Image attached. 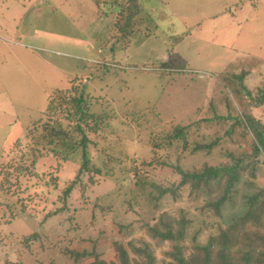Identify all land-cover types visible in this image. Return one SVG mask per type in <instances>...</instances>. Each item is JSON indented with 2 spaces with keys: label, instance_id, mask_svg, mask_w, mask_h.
Wrapping results in <instances>:
<instances>
[{
  "label": "rangeland",
  "instance_id": "rangeland-1",
  "mask_svg": "<svg viewBox=\"0 0 264 264\" xmlns=\"http://www.w3.org/2000/svg\"><path fill=\"white\" fill-rule=\"evenodd\" d=\"M99 2L0 0V264H71L65 250L115 264H170L177 253L200 264L209 238L264 193V154L254 156L255 139L241 119L246 109L231 91L239 84L245 94V82L258 98L264 88V62L255 64L264 54L257 18L264 6L139 0L129 26L127 1L121 10ZM125 26L126 36L118 32ZM172 59L179 72L162 67ZM243 67L256 68L260 80H247ZM80 93L90 108L86 124L68 117L73 109L63 102ZM207 101L221 115L228 102L230 120L215 118L216 107L207 113ZM260 108L254 115L264 123ZM44 123L59 125L75 144L80 126L89 140V168L65 200L81 149L37 144ZM195 124L184 140L173 138ZM237 160L228 189L224 169ZM209 169L217 174L198 185L177 172ZM226 191L218 214L214 204ZM246 230L248 237L215 247L212 257L225 250L242 264L250 253V264H261L264 216Z\"/></svg>",
  "mask_w": 264,
  "mask_h": 264
},
{
  "label": "trees",
  "instance_id": "trees-1",
  "mask_svg": "<svg viewBox=\"0 0 264 264\" xmlns=\"http://www.w3.org/2000/svg\"><path fill=\"white\" fill-rule=\"evenodd\" d=\"M94 1L96 5H98V7L101 6L102 2L100 3L99 1H102V0H94ZM103 1H104L103 3H105V1L107 0H103ZM111 1H112V5H116L118 8H120V10L121 8H123V5L124 3H126V1L129 3L128 6L126 7H127V11H130V15L128 19H126V24L127 25L129 24L130 26V21L132 19V16L136 15L138 12L136 2H138L139 0H124L123 3H122L123 0H111ZM136 27L137 26L135 27L133 26L132 28L135 29ZM126 29H127L126 26L120 27L118 29V32L126 36L127 35ZM175 60L176 59L169 60L171 64H169L170 63L169 61L164 62L163 63L164 66L162 67L170 69L171 72L172 71L179 72V70L174 69L175 67H172L174 66L173 64ZM178 62L180 63V61ZM170 65L172 66L169 67ZM233 79L236 80V78H233ZM238 80L240 81L241 79H238ZM242 90H245V88L238 84L237 86H233L231 91L235 93V98L239 99V103H241L243 109H246V113H245L246 115L241 116V119L244 123L245 128L252 133L255 139L256 145L254 146L253 154L255 157H258L260 154H264V124L261 123L260 120L256 119V117H254L251 114L250 110L252 108H258L264 105V88L258 90L257 92L258 98L257 96L253 97V95L255 94V91L254 92L246 91L244 94L242 93ZM63 102L68 103L69 107L73 109V112L69 111V113L67 114L68 117H72L73 116L72 113H74L75 116L78 115L77 122L82 121L84 124H86L87 120L91 118L89 114V111H90L89 104L87 103L86 98L83 96V93H80L78 96L69 97L67 100H63ZM223 105L224 104H222V106ZM53 106H54V97L51 98L49 105L47 107V110L54 109ZM217 106L218 105H216L214 101H211V102L207 101V103L205 104L206 110L210 108L211 112H213L214 107H216L215 110H217ZM223 108L224 110H226V113L229 111L228 114L226 113L224 115L218 114V110H217V114L213 113V116L220 120H223V119L230 120L229 118L231 114L229 113L230 111H233L231 109V106L228 104V102H226ZM201 112H204V109H202L201 111L197 110L196 116L199 115ZM208 112H209V109L207 110V113ZM192 126L193 127H189V126L179 127V130L174 134L173 138L174 139L181 138L182 140H184L187 132H189V130L195 129L197 127V124L192 125ZM41 129H42V133L39 135V139L36 140L37 144H39L40 142L41 143L43 142L45 143V146H47L48 148H52V146H55L59 142H61L66 147V152L69 154L74 153L77 148L81 149V159H82L81 165L78 168V171H77V174L75 175L74 180L70 182V184L67 186V188L63 192L62 198L65 200L70 196L72 191L75 189L76 180L80 178L83 172H87L89 168V159H88V153H87V147H88V142H89L88 137L85 135L84 130L80 126H77L75 129L76 132L80 135L78 144H75L74 142H72L71 139L69 138L68 133L59 129V125H57V129H56L55 127L51 126L49 123H44ZM89 129L91 130V128ZM38 153L39 155H41L40 152ZM63 160L67 161L69 159L63 158ZM240 163L241 161L237 160L235 166L224 169V171L230 173V179L227 182L228 189L232 185L231 180L235 178V174L237 173L236 169L240 167ZM255 163L257 164V162ZM177 172L178 174L182 176V182H185L187 179L190 178L192 180H195L197 182V185L201 181L206 182L209 178L213 177V175L217 174V172H214V170H210V169L205 170L204 172L198 173V174L183 173L181 170H177ZM226 195H227V191L214 204L215 210L218 214H220L219 213L220 207L224 203L226 199ZM263 196H264V193H260V194H256L255 196H252L248 202V206H249L248 210L247 212L244 213V215H242L240 218L234 219L226 227L224 228L220 227L218 234L214 237L209 238L207 246L205 247L204 256L200 264H215L213 258L216 257L217 255H218L217 256L218 263L233 264V260L231 259L232 257L229 256L230 252L227 251L229 253L228 254L225 250L220 251V249H218L217 252L215 253V256L212 257L213 249L218 246L222 249H231L233 246H235L236 243H239V241L241 242L243 238H246L251 234V231L246 230V225L250 223L251 221H255L256 223L262 221L263 216H264V200H262ZM253 217H254V220H252ZM32 236L36 237L37 234H33ZM165 239L173 240L174 238L173 237L170 238L168 235V237L166 236ZM262 241L264 242L263 239ZM215 244H218V245L215 246ZM119 252H120V256L118 255L119 257L121 258L127 257L123 249L122 250L120 249ZM65 254H67V259H66L67 262H70L71 264H115L114 260H112L111 263L107 262L106 260H101V261L97 260L96 253L85 257L84 255L82 256L80 252L65 250ZM241 259L243 260V262ZM241 259H240V262L242 264H250L252 261V256L250 253H243ZM173 261L174 262L170 264H190L187 262L186 258H184L178 253L173 255ZM258 262L261 264H264V258L263 259L261 258L260 260H258ZM146 264H155V263L153 262L152 258H148V262H146Z\"/></svg>",
  "mask_w": 264,
  "mask_h": 264
},
{
  "label": "crops",
  "instance_id": "crops-1",
  "mask_svg": "<svg viewBox=\"0 0 264 264\" xmlns=\"http://www.w3.org/2000/svg\"><path fill=\"white\" fill-rule=\"evenodd\" d=\"M257 3H260V4H263V6H264V0H257ZM259 5V4H258ZM260 12V15H261V17H257L256 15H255V17H257V18H260L259 20H262V21H264V7H261V9L259 10ZM180 40H181V37H180ZM235 54H238V53H236V51H235V53H234V55ZM262 57H263V59H255V61H257L255 64H259V63H262V62H264V54H262ZM253 62H255L254 60H252ZM263 64V63H262ZM243 71H245V73H246V79L247 80H249V81H251V82H253L254 80H257V81H259L260 80V77L259 76H257V75H252L253 73H256V68H253V69H247V68H245V67H243ZM259 74V73H258ZM263 84V83H262ZM244 85L245 86H247L248 88H249V91H253V90H255L254 88L252 89V88H250L248 85L249 84H247V83H245L244 82ZM254 110H258V111H263V109L262 108H260V107H258V108H252V110H251V114L255 117V115H254ZM261 123H263L262 121H261ZM264 124V123H263Z\"/></svg>",
  "mask_w": 264,
  "mask_h": 264
}]
</instances>
